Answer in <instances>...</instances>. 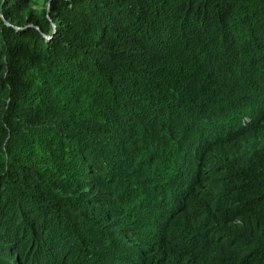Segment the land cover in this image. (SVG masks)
<instances>
[{"label": "trees", "instance_id": "1", "mask_svg": "<svg viewBox=\"0 0 264 264\" xmlns=\"http://www.w3.org/2000/svg\"><path fill=\"white\" fill-rule=\"evenodd\" d=\"M0 264H264V0H0Z\"/></svg>", "mask_w": 264, "mask_h": 264}, {"label": "water", "instance_id": "2", "mask_svg": "<svg viewBox=\"0 0 264 264\" xmlns=\"http://www.w3.org/2000/svg\"><path fill=\"white\" fill-rule=\"evenodd\" d=\"M48 5H49V3H48ZM2 16V15H1ZM54 26V25H53ZM47 39H49V37L48 36H45Z\"/></svg>", "mask_w": 264, "mask_h": 264}]
</instances>
